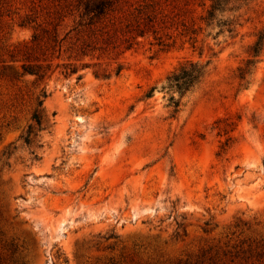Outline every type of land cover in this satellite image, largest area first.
<instances>
[{
	"label": "rangeland",
	"instance_id": "obj_1",
	"mask_svg": "<svg viewBox=\"0 0 264 264\" xmlns=\"http://www.w3.org/2000/svg\"><path fill=\"white\" fill-rule=\"evenodd\" d=\"M144 1L88 26L80 0H0V264H264V50L238 78L264 0L234 39L168 28L127 49ZM186 59L210 72L174 111Z\"/></svg>",
	"mask_w": 264,
	"mask_h": 264
},
{
	"label": "trees",
	"instance_id": "obj_2",
	"mask_svg": "<svg viewBox=\"0 0 264 264\" xmlns=\"http://www.w3.org/2000/svg\"><path fill=\"white\" fill-rule=\"evenodd\" d=\"M83 5L86 25L91 26L101 19L116 11L119 0H80ZM200 2V5L205 6V12L199 17V23L193 17H189L188 10L185 7H174L175 9L167 12L165 7H162L161 2L150 0L142 2L138 5H132L133 11L130 13L125 30L123 31V44L127 49L133 47L138 36H146L152 32L155 35L160 34L161 30L173 29L178 30L181 27L179 34L189 41L198 42L199 35L207 33L211 36L214 31V38L224 36L225 40L234 39L239 34V27H242L240 19L242 15L239 13L243 5L248 0H187L184 5L190 6L191 2ZM177 11V12H176ZM255 41L250 45L248 57L243 64L239 66L238 78L241 81H246L248 76L253 73L259 62V57L264 50V27L256 34ZM162 35L158 36L161 45H167ZM171 38V37H170ZM25 72H35V69L25 67ZM209 64L203 63L195 59H186L180 62L165 78L164 89L177 92L180 98L172 95L171 105L175 108L180 105L181 98L188 92L199 87L209 75ZM151 94V92H150ZM46 97V92L42 93ZM43 105V100H39V106ZM39 128L48 125L49 119L41 110H37L33 115ZM32 131L29 133V135ZM30 142V137H27Z\"/></svg>",
	"mask_w": 264,
	"mask_h": 264
}]
</instances>
